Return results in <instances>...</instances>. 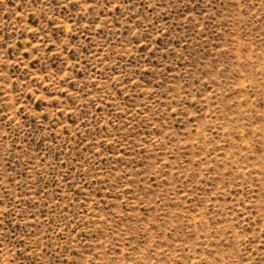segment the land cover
Returning a JSON list of instances; mask_svg holds the SVG:
<instances>
[{"label":"rangeland","instance_id":"rangeland-1","mask_svg":"<svg viewBox=\"0 0 264 264\" xmlns=\"http://www.w3.org/2000/svg\"><path fill=\"white\" fill-rule=\"evenodd\" d=\"M0 264H264V0H0Z\"/></svg>","mask_w":264,"mask_h":264}]
</instances>
